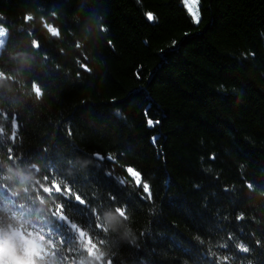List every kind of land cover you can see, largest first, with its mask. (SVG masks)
Here are the masks:
<instances>
[{
	"label": "trees",
	"instance_id": "obj_1",
	"mask_svg": "<svg viewBox=\"0 0 264 264\" xmlns=\"http://www.w3.org/2000/svg\"><path fill=\"white\" fill-rule=\"evenodd\" d=\"M198 3L0 0V227H44L47 264H87L78 229L112 264H264V0Z\"/></svg>",
	"mask_w": 264,
	"mask_h": 264
},
{
	"label": "clouds",
	"instance_id": "obj_2",
	"mask_svg": "<svg viewBox=\"0 0 264 264\" xmlns=\"http://www.w3.org/2000/svg\"><path fill=\"white\" fill-rule=\"evenodd\" d=\"M26 19H31V14H27ZM45 27L51 26L45 24ZM101 30L106 31V27L102 25ZM55 34L59 35V31L57 30ZM109 44H111V42H109ZM85 70L89 73L91 72V68L86 67ZM8 78L15 79L14 77H9L7 73L0 71V79ZM31 91L35 94L37 100L42 98L43 90L35 80L32 82ZM8 171L11 173L17 170L9 167ZM30 179L33 178L29 175H23L21 183L24 184ZM41 188H47V185H41ZM54 190H56L55 182L53 188L48 192V195L50 196L51 191ZM35 200L38 202V207L35 209V212L41 219H44L48 210L52 208V204L47 196L44 195H37ZM60 207L59 204L56 205L57 209ZM242 216L243 214L241 213L237 219L242 218ZM127 218L125 208H117L114 212L106 211L103 214L105 222L103 227L105 230L112 228L115 231ZM13 219L16 226L10 223L7 228L0 227V249L3 251V255L0 256V264H47L45 253L48 252L49 247L53 244L52 239L49 238L48 231L39 224L24 219L23 214L15 215ZM73 227L76 228V225H73ZM21 229L24 230L22 231ZM77 231L80 237V247L88 255L87 264H112L110 258L106 259L107 252L101 248L100 244L95 243L86 231L82 229H78ZM124 234L125 236L130 235L131 229L126 228ZM237 247L244 251L248 250L243 244H239ZM76 264H86V261L80 259Z\"/></svg>",
	"mask_w": 264,
	"mask_h": 264
},
{
	"label": "snow or ice",
	"instance_id": "obj_3",
	"mask_svg": "<svg viewBox=\"0 0 264 264\" xmlns=\"http://www.w3.org/2000/svg\"><path fill=\"white\" fill-rule=\"evenodd\" d=\"M138 2H139V0H138ZM146 15H147V19H149V21H152L155 19L152 13H147ZM194 22L198 23L199 19L197 18L196 21H194ZM252 55L254 56L255 54L253 53ZM148 123H149V125H151L152 121L149 120ZM126 173L129 174L131 177L135 178V181H134L135 184L142 188L143 193L146 194L147 197L151 196L150 185L146 180L142 179V173L140 171H137L132 167H127Z\"/></svg>",
	"mask_w": 264,
	"mask_h": 264
},
{
	"label": "rangeland",
	"instance_id": "obj_4",
	"mask_svg": "<svg viewBox=\"0 0 264 264\" xmlns=\"http://www.w3.org/2000/svg\"><path fill=\"white\" fill-rule=\"evenodd\" d=\"M185 2L188 6V9H189L191 15L196 20L198 18V8H199L198 0H185ZM6 36H7L6 29H4L2 26H0V51L3 47Z\"/></svg>",
	"mask_w": 264,
	"mask_h": 264
},
{
	"label": "water",
	"instance_id": "obj_5",
	"mask_svg": "<svg viewBox=\"0 0 264 264\" xmlns=\"http://www.w3.org/2000/svg\"><path fill=\"white\" fill-rule=\"evenodd\" d=\"M79 203L82 205L83 203L81 201H79Z\"/></svg>",
	"mask_w": 264,
	"mask_h": 264
}]
</instances>
